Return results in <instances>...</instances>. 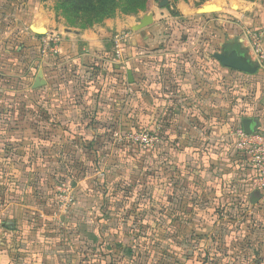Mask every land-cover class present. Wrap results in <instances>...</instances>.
Here are the masks:
<instances>
[{
  "label": "crops",
  "instance_id": "obj_1",
  "mask_svg": "<svg viewBox=\"0 0 264 264\" xmlns=\"http://www.w3.org/2000/svg\"><path fill=\"white\" fill-rule=\"evenodd\" d=\"M225 1L212 0L209 6L218 8ZM249 5L246 11L255 4ZM54 7L52 0H0V104H45L0 107V153L56 148L58 157L72 160L78 148L100 145L103 139L97 135L103 126L105 131H114L113 135L133 127L144 130L150 114L156 139L153 146L169 152V161L183 163L198 175L194 180L199 184L201 205L204 196L207 205L213 194L238 201L241 192L243 200L250 201L253 170L238 150L234 132L246 118L255 121L256 131L263 126L264 76L230 70L219 62L179 61L187 52L191 34H201L195 22L215 12L201 13L204 6L198 9L194 1L168 0L165 4L154 0L146 13L117 15L79 30L57 17ZM146 16L152 17V24L135 31ZM46 33L61 35L56 56L41 53ZM117 33L129 34L121 64L113 60L112 40ZM198 47L201 61L206 46ZM39 72L46 85L33 90ZM128 115L136 119L127 120ZM248 205L264 215L262 201ZM218 206H225L224 202ZM7 213L2 224L6 228L7 223H14L12 230L6 229L19 247L20 241L30 237L29 226L17 223L20 209L7 208L0 218ZM34 237L30 243L43 244V238ZM64 238L68 245L74 243ZM61 255L70 256L71 264L78 257ZM29 256L17 252L8 264H18L20 259L27 261L22 264L31 260V264H44L50 257L44 251Z\"/></svg>",
  "mask_w": 264,
  "mask_h": 264
},
{
  "label": "rangeland",
  "instance_id": "obj_2",
  "mask_svg": "<svg viewBox=\"0 0 264 264\" xmlns=\"http://www.w3.org/2000/svg\"><path fill=\"white\" fill-rule=\"evenodd\" d=\"M245 2L226 0L218 5L219 10L208 12L215 13L195 22L201 34H191L187 52L179 61L218 62L215 53L234 47L247 53L249 31L260 33L264 40V0ZM194 3L201 9L212 0L202 5ZM251 3L254 7L246 11L245 6ZM199 44L206 46L201 61ZM258 75L264 76L260 72ZM25 105L45 104L30 101ZM1 106L8 108L6 104ZM150 117L146 133L125 130L110 138L104 136L88 153L72 155L70 165L77 160L80 167L73 172L80 169L76 173L86 176L77 179V190H73L76 205L65 216L57 211L59 184L52 177L63 174L69 162L62 157L59 160L56 148L0 153V213L11 207L20 209V217L15 219L30 231V237L17 247L2 224L10 213L0 218V264H8L21 251L30 258L39 252L48 253L44 264L72 263L68 262L70 256L61 254H77L74 264H245L242 257L247 245L242 236L248 234L253 220L263 215L256 214L248 204L234 211L222 210L229 207V199L214 194L208 196L207 205L200 204L202 196L196 202L193 197L200 189L188 178L183 179L192 172L166 156L165 162L159 163L156 147L135 140L141 134L152 136ZM126 119L133 118L128 115ZM111 138L116 141L111 142ZM192 174L198 178L195 172ZM242 196L240 192V201ZM202 200L205 203V196ZM222 201L225 206L219 207ZM31 236L43 238V244L30 243ZM65 236L73 240L71 246ZM21 260L18 264L27 262Z\"/></svg>",
  "mask_w": 264,
  "mask_h": 264
},
{
  "label": "trees",
  "instance_id": "obj_3",
  "mask_svg": "<svg viewBox=\"0 0 264 264\" xmlns=\"http://www.w3.org/2000/svg\"><path fill=\"white\" fill-rule=\"evenodd\" d=\"M43 1H49V0H43ZM55 3V7L54 10L56 12L57 17H61L63 18L67 25L70 28H75V29H79V30H87L90 28H93L97 25H101L103 24L106 20L109 19H113L115 18L117 15H137L139 13H146L152 2L154 0H52ZM175 2L178 0H174ZM185 2H189V1H198L200 4L202 5L204 4L206 1L208 0H183ZM247 2H253L254 0H244ZM233 49H238L241 51L240 47H234ZM2 104H5L4 102ZM7 107H14V106H26L24 103L22 104H14L7 101L6 103ZM2 107V106H1ZM133 120L136 119V116L132 117ZM131 121V120H130ZM102 126V125H101ZM105 126H103L101 129L104 131H99L101 136L97 135V138H103L104 136H107V138H110L114 131H105ZM136 131V132H141V133H146L147 128L146 129H131L130 131ZM129 131V130H128ZM110 136V137H108ZM93 146H88V147H84V148H78L77 151L79 152H86L88 153V151H90V148H92ZM36 148V147H33ZM171 149H175V147L171 148ZM156 150L158 151V148H156ZM79 152V153H80ZM169 152H161L159 150V163L163 162V160H166V158H164V156H166L168 158L169 156ZM70 153H65V156H69ZM63 157V156H62ZM163 157V158H162ZM59 160L61 159L60 157H58ZM65 158V157H63ZM67 161L69 162V167L65 168L64 173H60V174H54V176L52 177L53 180H58V182L56 184H61V183H66L68 182V184L73 187V184H77V179H81L82 177L86 176V175H80L79 172L81 171L80 169L73 172L75 169L80 168L78 167L79 163L75 162L77 160H75L73 162V165L71 161L68 158H66ZM61 161V160H60ZM98 161V160H96ZM165 162V161H164ZM163 162V163H164ZM22 164V162H20ZM31 163V162H30ZM99 162H97L96 164H98ZM162 163V164H163ZM30 169H32V166H29ZM26 177H29V174H26ZM70 177H72L74 180L72 181H66V179H70ZM188 178L186 175L184 176V180ZM189 179V178H188ZM195 179V176L193 175L191 177V181L192 183H194L197 187H199L198 182ZM107 180V178L104 179V181ZM77 189H75L76 191ZM130 192V190L127 191V195ZM198 195V197H197ZM200 191L198 194H196L195 201L198 202L200 199ZM239 199V198H238ZM237 199V200H238ZM201 200V199H200ZM228 206L226 208H221L222 210H229V211H234L236 209L239 208L240 205L242 204H248L251 203L250 201L246 200H238L236 201V198L230 199L229 198V202ZM264 203V202H263ZM201 204V202H200ZM206 204V203H204ZM232 204H236V206H233L231 208L230 205ZM57 207V206H56ZM264 209V207H263ZM5 228V227H4ZM6 229V228H5ZM248 234H245L242 236L243 241H246V245H247V249H246V254L243 255L242 259L243 262H245V264H264V215L261 216V218H257L253 220V223L249 226V229L247 230ZM258 236V237H257ZM240 239V238H239ZM243 249V248H242ZM83 255H85L83 253ZM87 258H89L88 256H85ZM69 262V261H68ZM18 263V262H17Z\"/></svg>",
  "mask_w": 264,
  "mask_h": 264
},
{
  "label": "built area",
  "instance_id": "obj_4",
  "mask_svg": "<svg viewBox=\"0 0 264 264\" xmlns=\"http://www.w3.org/2000/svg\"><path fill=\"white\" fill-rule=\"evenodd\" d=\"M129 40L128 33H117L113 36V60L121 64L123 60V47ZM62 38L57 33H46L41 39V53L43 56H56L60 50ZM247 55L253 64L259 67V72L264 75V40L260 33L249 31ZM238 139L237 148L244 154L253 170V190L261 194L264 202V124L252 135H247L242 128L234 132ZM136 141L153 145L155 138L148 134H141L135 137ZM56 206L61 216L71 212L76 205L73 194V187L68 183H61L56 188Z\"/></svg>",
  "mask_w": 264,
  "mask_h": 264
},
{
  "label": "water",
  "instance_id": "obj_5",
  "mask_svg": "<svg viewBox=\"0 0 264 264\" xmlns=\"http://www.w3.org/2000/svg\"><path fill=\"white\" fill-rule=\"evenodd\" d=\"M165 4H168V0H163ZM217 11L218 8L214 6H204L200 11L201 13H208L211 11ZM152 24V17L146 16L143 18L141 23L135 28V31L142 30L147 28ZM42 32V31H41ZM41 34H44L42 32ZM214 58L220 63L224 68L234 70L247 75H257L259 73V67L252 63L248 55L244 51L238 49H225L222 53H215ZM129 80H132V74L128 73ZM46 85V82L43 80V73L39 72L34 85L32 86L33 90L40 89ZM242 129L247 135H252L256 132V123L253 119L246 118L242 120ZM75 187V184L73 188ZM261 200V194L258 191H254L250 195V202L253 205H256ZM6 228L13 229L14 223L9 222L6 224Z\"/></svg>",
  "mask_w": 264,
  "mask_h": 264
}]
</instances>
